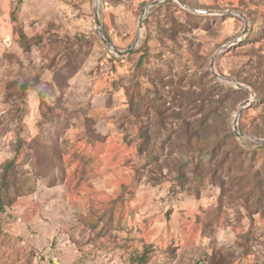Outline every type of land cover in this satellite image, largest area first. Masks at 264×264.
Returning <instances> with one entry per match:
<instances>
[{
  "label": "rangeland",
  "instance_id": "obj_1",
  "mask_svg": "<svg viewBox=\"0 0 264 264\" xmlns=\"http://www.w3.org/2000/svg\"><path fill=\"white\" fill-rule=\"evenodd\" d=\"M155 1L0 0V264H264V0Z\"/></svg>",
  "mask_w": 264,
  "mask_h": 264
},
{
  "label": "water",
  "instance_id": "obj_2",
  "mask_svg": "<svg viewBox=\"0 0 264 264\" xmlns=\"http://www.w3.org/2000/svg\"><path fill=\"white\" fill-rule=\"evenodd\" d=\"M168 1H170V0H159V1H155V2H153L152 4L148 5L147 7L143 8V9H142V12H141V17H140L139 22H138V27H139V29L141 28V24H142V22H143V20H144V17H145V15L147 14V12H148V10H149L150 8H152V7H154V6H157V5H158L159 3H161V2H168ZM97 3H98V0H96V7H95V11H94V22H95L96 29H97V32H98V35H99L101 41L105 44V46H106L107 48H110V49L112 50V52H113L116 56H118V57H122V56L128 55L129 53H131V52L133 51V49H134V47H135L136 44H133V46H131L130 48H128L127 50L122 51V52H121V51H118V50H116V49H114V48L110 45V43H109V42L104 38V36H103L102 28H101L100 22H99V20H98V16H97ZM191 11H192V12H199V11H195V10H191ZM239 16H240V18H241V20L243 21V24H244V30H243V32H242V35H244V34H245V31H246V28H247V21H246V19H245L243 16H241V15H239ZM239 41H241V40H239ZM136 42H137V40H136ZM136 42H135V43H136ZM235 43H236V42H234L233 44H231V45L225 47V48H226L225 50H227V49H229L231 46L235 45ZM212 64H213V60L211 61V65H210V69H211V70H212V68H213ZM213 74H214V76L218 77L215 73H213ZM246 91L249 93L250 98H249L248 100L244 101L243 103H241L240 106H239V108H238V110L235 112V121H234V123H233V128H234V131H235L236 136H240V135L237 133V131H236V130H237V128H236V119L238 118V116H239L240 112L242 111V109L247 108V107L253 102V97H252V93H251V91H250V90H247V89H246ZM251 139H252V138H251ZM253 140H254L255 142L259 143V144H263V143H264V140H255V139H253Z\"/></svg>",
  "mask_w": 264,
  "mask_h": 264
},
{
  "label": "trees",
  "instance_id": "obj_3",
  "mask_svg": "<svg viewBox=\"0 0 264 264\" xmlns=\"http://www.w3.org/2000/svg\"><path fill=\"white\" fill-rule=\"evenodd\" d=\"M12 20H14L15 21V18L14 17H12ZM245 40L243 39L242 41H241V43H239V44H237V45H235V46H233V47H237V46H241L242 45V43L244 42ZM26 85L25 84H23V85H21V92H23L25 89H26ZM156 114H157V116H158V119H161V121L164 119V118H162L161 117V113L160 112H158V111H156ZM161 121L159 120V122L161 123ZM142 137L144 138V140H145V137H144V135H142ZM258 148H262V146H257ZM19 163V162H18ZM14 163H13V161L11 162V163H8L7 165H5V167H4V171L6 170V171H11V172H13L14 170H13V167H14ZM253 177H255V180H254V182H253V186H254V189L256 190V192L258 193V195H259V197L260 198H258L257 200H259L260 202L262 201V199H261V189L262 188H264L263 187V184H264V180L263 181H259V180H257V175H253ZM3 179V182L2 183H5L6 181H5V177H3L2 178ZM5 181V182H4ZM264 203H262L260 206H259V203H257L256 204V206H255V208L256 209H261V207H263L262 205H263ZM3 210H2V200H1V198H0V213L2 212ZM248 235H250V234H248ZM245 238H247V236L245 237ZM147 251V250H146ZM134 261H136V263L137 264H144L145 262H146V256L145 255H141V256H139V257H137V258H135V260Z\"/></svg>",
  "mask_w": 264,
  "mask_h": 264
}]
</instances>
